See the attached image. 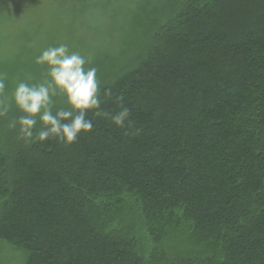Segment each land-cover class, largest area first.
Returning <instances> with one entry per match:
<instances>
[{
  "label": "trees",
  "instance_id": "trees-1",
  "mask_svg": "<svg viewBox=\"0 0 264 264\" xmlns=\"http://www.w3.org/2000/svg\"><path fill=\"white\" fill-rule=\"evenodd\" d=\"M150 36L70 146L7 125L0 241L24 264H264V0H175Z\"/></svg>",
  "mask_w": 264,
  "mask_h": 264
},
{
  "label": "rangeland",
  "instance_id": "rangeland-1",
  "mask_svg": "<svg viewBox=\"0 0 264 264\" xmlns=\"http://www.w3.org/2000/svg\"><path fill=\"white\" fill-rule=\"evenodd\" d=\"M174 6L175 0H0V77L5 82L0 103L8 107L0 116V141L19 113L10 106L16 84L45 78V69L34 63L42 50L67 44L90 61L86 66L97 68L98 80L110 79L148 46ZM14 58L24 65L11 76L8 64ZM24 257L0 241V264H24Z\"/></svg>",
  "mask_w": 264,
  "mask_h": 264
},
{
  "label": "clouds",
  "instance_id": "clouds-1",
  "mask_svg": "<svg viewBox=\"0 0 264 264\" xmlns=\"http://www.w3.org/2000/svg\"><path fill=\"white\" fill-rule=\"evenodd\" d=\"M34 63L45 69V78L38 83L20 81L11 95L10 106L21 115L10 127L18 126L24 140L40 142L52 138L70 146L82 134L93 130V121L87 118L89 110H94L97 117L109 115L101 108L97 68L86 66L90 61L79 52L70 51L67 44L60 43L42 50ZM4 88V79L0 77V92ZM110 96V90H106L104 98ZM7 110L0 103V116ZM130 115L131 110L121 105L111 115V121L117 127H124Z\"/></svg>",
  "mask_w": 264,
  "mask_h": 264
}]
</instances>
